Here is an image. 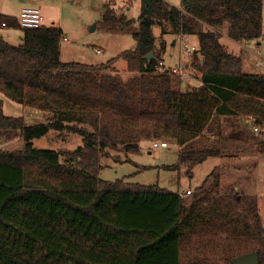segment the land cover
<instances>
[{
  "label": "trees",
  "instance_id": "16d2710c",
  "mask_svg": "<svg viewBox=\"0 0 264 264\" xmlns=\"http://www.w3.org/2000/svg\"><path fill=\"white\" fill-rule=\"evenodd\" d=\"M141 5L135 28L133 19L105 4L101 28L129 32L137 42L105 64L64 62L60 27L22 29L19 45L0 38V93L43 114L28 124L23 116L5 115L0 104V264H183L184 236L201 225L237 227L239 208L255 221L252 250L264 264L257 199L243 197L236 185L221 193L218 168L192 196L100 177L110 151L138 153L143 141L178 145V163L166 168L184 165L189 176L209 158H236L252 148L264 156V72H246L247 54H235L221 41L224 31L235 42L259 41L264 0ZM0 18L19 28L17 17ZM156 25L162 38L197 37L186 69L200 75L199 84L159 67L167 43L158 45ZM119 59L134 73L127 79L116 69ZM239 116L261 132L249 136L237 125L241 130L225 134L221 121ZM51 132L76 134L83 143L75 150L34 145ZM251 136L261 139L252 142ZM16 139L22 148L4 147Z\"/></svg>",
  "mask_w": 264,
  "mask_h": 264
},
{
  "label": "rangeland",
  "instance_id": "374dc122",
  "mask_svg": "<svg viewBox=\"0 0 264 264\" xmlns=\"http://www.w3.org/2000/svg\"><path fill=\"white\" fill-rule=\"evenodd\" d=\"M168 1L179 5L182 0ZM107 3L111 4V8L117 14H124L127 18L133 19V26L138 28V19L142 10L141 0H0V15L16 17L23 7H39L45 18L44 26L61 27L64 31L61 42V59L64 62L100 65L118 57L126 50L135 49L137 45L135 38L129 32H111L101 28L100 22L104 17ZM166 30L170 31L171 27L166 26ZM154 33L158 37V45L161 43L160 40L165 38L166 43L172 40L175 42L174 45L180 43L182 50H191L193 46L198 48L196 36L185 37L182 40L180 36L165 34L162 38L160 37L161 28L158 25L154 27ZM222 35L221 41L229 51L235 54L243 52L247 54L248 57H244L246 72H264V34L259 41L246 43L231 40L226 31ZM0 38L10 44L19 45L23 40V30L15 27H0ZM183 55L177 67H184L186 62L190 61V56L188 57L185 53ZM115 66L125 79L134 74L127 71V62L123 59H119ZM193 73L194 75L190 74L188 78H184L192 86L200 83V75H195V71ZM1 103L5 115L23 116L28 124L39 123L43 115L35 113L32 108L13 102L3 93H0ZM221 125L225 134L241 130L237 128V125L247 130L249 136L256 137L255 133L261 132V128L255 132L253 124L246 116L235 117L232 122L224 119ZM260 139L252 137L251 141ZM153 142L154 140L143 141L142 149L138 153L127 154L122 148L118 151H110L111 157L102 160L107 167L101 171L100 177L107 181L124 179L130 183L158 184L172 191L184 192L190 189L194 193L196 188L201 186L204 180L218 168L221 174V193L228 187L236 185L235 190H238L243 197L248 195L256 197L258 212L264 225V156L258 154L255 148L236 158H209L197 165L193 175L189 176L186 174L187 167L184 165L177 170L166 168L178 163L180 151L178 145L169 143V147L152 149ZM82 143V138L76 134L68 133L60 136L55 132L34 141V145L38 148L66 150H75ZM22 146L21 139L4 145L6 149L22 148ZM239 211L243 213V217L237 227L234 224H215L211 227L201 225L194 233L186 234L181 245L182 263L231 264L238 255L253 252L252 247L255 244L257 246V243L250 236L254 232L252 229L255 221L251 220L249 212L240 208ZM247 226L251 229L248 230Z\"/></svg>",
  "mask_w": 264,
  "mask_h": 264
},
{
  "label": "built area",
  "instance_id": "2783aa9c",
  "mask_svg": "<svg viewBox=\"0 0 264 264\" xmlns=\"http://www.w3.org/2000/svg\"><path fill=\"white\" fill-rule=\"evenodd\" d=\"M17 19L19 22V28L21 29H38L44 26V21H45V18L42 14L41 9L36 6L23 7L17 16ZM0 27L7 28L9 26L5 20H2L0 18ZM195 50L196 48L193 46L191 50L184 49L183 53L190 56ZM97 52H100V50H97ZM159 67H165L164 63L161 62L159 64ZM166 68H169L172 72L176 73L177 75L183 78H188L190 75V73L186 69V65H184V67L183 66L182 67H177V66L168 67L167 66ZM254 130L255 132H258L259 128L255 127ZM160 147L162 148L169 147V144L164 141H156L153 143V148H160ZM191 193H192V190L190 189L182 192V194H185V195H190Z\"/></svg>",
  "mask_w": 264,
  "mask_h": 264
},
{
  "label": "crops",
  "instance_id": "0c3cea01",
  "mask_svg": "<svg viewBox=\"0 0 264 264\" xmlns=\"http://www.w3.org/2000/svg\"><path fill=\"white\" fill-rule=\"evenodd\" d=\"M167 2H169L168 0H165ZM170 3V2H169ZM177 7L180 6L179 5H176L174 3H171ZM22 9V8H21ZM20 9V10H21ZM17 17V16H16ZM61 28V27H60ZM63 30V29H62ZM64 32V31H63ZM185 37H182V40L184 39ZM165 40V38H164ZM167 41V40H165ZM174 40H172L171 42H168L166 44V53L164 55V65L168 66V67H174V66H178L179 63L182 61L184 55H183V51L179 44L178 45H174L173 44ZM182 42V41H181ZM189 57V56H188ZM188 61L186 62V65H187ZM188 66V65H187ZM35 113H38V111L35 110Z\"/></svg>",
  "mask_w": 264,
  "mask_h": 264
},
{
  "label": "water",
  "instance_id": "95a60500",
  "mask_svg": "<svg viewBox=\"0 0 264 264\" xmlns=\"http://www.w3.org/2000/svg\"><path fill=\"white\" fill-rule=\"evenodd\" d=\"M153 58V53L147 56V59ZM232 264H259V252L253 251L242 254L232 260Z\"/></svg>",
  "mask_w": 264,
  "mask_h": 264
}]
</instances>
